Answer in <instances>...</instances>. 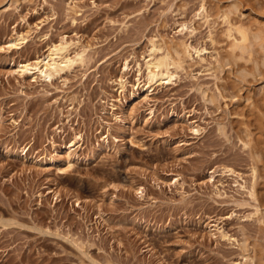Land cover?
Masks as SVG:
<instances>
[{
    "label": "rangeland",
    "instance_id": "1",
    "mask_svg": "<svg viewBox=\"0 0 264 264\" xmlns=\"http://www.w3.org/2000/svg\"><path fill=\"white\" fill-rule=\"evenodd\" d=\"M202 1L0 0V264H243L255 248L264 262V0ZM222 10L255 34L248 52ZM182 21L205 51L132 87ZM60 40L84 61L49 82L16 74Z\"/></svg>",
    "mask_w": 264,
    "mask_h": 264
},
{
    "label": "bare ground",
    "instance_id": "2",
    "mask_svg": "<svg viewBox=\"0 0 264 264\" xmlns=\"http://www.w3.org/2000/svg\"><path fill=\"white\" fill-rule=\"evenodd\" d=\"M202 2H204V0ZM235 8L236 7H234V9ZM229 13H230V11H225V10L224 11L222 10V12L220 13V17L222 19V22L225 24L224 34H225L226 38L230 40L229 42H231V43H229V44H231V45H229L231 47L230 49H232L234 51H235V49H237V51L239 50L240 51L239 53L242 55V53H244V52L246 53L249 51L248 50L249 49L248 39L252 38V37L254 38L255 34L253 33V36L251 35L252 37H248V33H247L246 29L242 28L239 25H235L234 23L230 22L231 21V20H229L230 18L228 19ZM192 18H193L192 21L195 19H199V20H202L206 26H208V15L206 13V8H205L203 3H200L199 6H197V9L193 13ZM208 31H209L208 37L210 38L211 32H210V30H208ZM194 32H195V28L192 26L191 21L190 22L189 21L188 22L182 21L178 24V30H177L178 35L181 36L180 39H176V40L174 39L173 40V38H170L169 40L168 39L165 40V38H162L159 42L151 41V46L149 48L148 54H147L146 58L143 59L142 64L141 63L135 64L137 74H136L135 83H133V84L131 83V86L132 87L136 86V88L140 87V88L144 89V91L146 93H149V92H152L154 90V87L157 84L161 85V84L171 83L174 80V78H176L177 72L184 70L186 62L188 61V59L192 58L193 53L196 54V56H199L200 52L205 51L204 48L197 49V48L193 47L190 43H187L186 41H184L182 39V38H186V37L190 38L194 34ZM233 32L237 33L238 38L233 36ZM10 40H11V38H10ZM23 40H24V38L18 39V41H21V42ZM16 42L12 41L10 43H7L8 44L7 49L16 48L21 44V42L20 43L19 42L16 43ZM68 47H69V45H68L67 41L60 40V42H58L56 44H51V46L47 50L48 52L45 55H43V57L40 58L39 56H36L35 59H33V60H29L27 58L23 62L18 63L17 69L15 68L16 70L14 69V67H13V69L18 76H23V77L28 76V77L33 78V80H35L34 78L40 77V78L49 82L52 79L56 78L57 76H60V74L64 70L69 69L74 63H76V62L82 63L84 61V51L75 53L73 57H70L67 54ZM234 54H235V52H234ZM232 57H234V56L232 55ZM16 62L17 61H15V63ZM129 69H130L129 63L127 61H125L123 63V69H122L123 75L128 73L127 71H129ZM142 70H144L143 73H142ZM11 71H12V69L10 70V72ZM127 84H128V82H126V79H124V76H120L119 80H118V89L120 90L119 91L120 93L123 92L125 88L127 89V87H126ZM131 86H129L130 89H131ZM142 89H141V91H142ZM143 97H145V96H143ZM141 98H142V96H141ZM76 139H80V137L77 136V137H75V140ZM245 145H246V143H245ZM73 146H74V144L71 143L68 146L67 150H70V148H72ZM255 170H256L255 168L251 170L253 178H255V176H256ZM229 171H231V170H229ZM253 180H255V179H253ZM254 183L255 182H252L249 185L248 194L252 199H254L256 201L258 198L257 197L258 194H256V191L254 189ZM259 192H261V191H259ZM259 195H262V194L260 193ZM257 202H259V201H257ZM258 209H259L258 207L255 208V212H254L255 216L257 214V217H255V218L257 220V223H260L262 226H264V213L259 212ZM222 236H226V235L222 234ZM246 248L243 250H246ZM252 250H251V252H252ZM255 251L258 252L259 250H257L255 248ZM256 252L253 251L252 255H248L247 251H246L245 252L246 255L242 257L243 258V264H264V262L262 263V260H261V256H263L262 255L263 253L260 254V251H259L258 254H259V256L261 255L259 257L256 254Z\"/></svg>",
    "mask_w": 264,
    "mask_h": 264
}]
</instances>
